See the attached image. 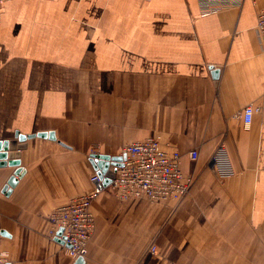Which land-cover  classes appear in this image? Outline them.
<instances>
[{
	"label": "crops",
	"instance_id": "0c3cea01",
	"mask_svg": "<svg viewBox=\"0 0 264 264\" xmlns=\"http://www.w3.org/2000/svg\"><path fill=\"white\" fill-rule=\"evenodd\" d=\"M261 10L264 0L211 15L200 0L5 4L0 142L55 135L22 143L19 167L0 169L7 264H75L50 215L91 192L93 154L122 157L148 138L180 152L196 183L180 202L122 200L107 186L85 264H264V108L249 130L236 118L263 104Z\"/></svg>",
	"mask_w": 264,
	"mask_h": 264
},
{
	"label": "built area",
	"instance_id": "2783aa9c",
	"mask_svg": "<svg viewBox=\"0 0 264 264\" xmlns=\"http://www.w3.org/2000/svg\"><path fill=\"white\" fill-rule=\"evenodd\" d=\"M13 0H0V23L5 4ZM203 15H211L226 9L240 8L244 0H200ZM256 34L264 56V10L257 15ZM263 104L251 103L240 111L236 118L244 130L251 128L254 115L262 112ZM121 166L115 170V178L109 185L122 200L145 199L151 202L177 201L186 198L196 183L195 176L182 169L183 156L178 151L169 152L163 148L159 138H148L127 145L122 152ZM188 157L195 161L196 150ZM113 170V169H112ZM91 192L70 200L57 207L50 215V236L60 239L68 255L76 260L85 259L95 229L92 204L107 188L103 178L95 172L91 177ZM62 230L61 236L58 232ZM149 253L156 256L157 246L152 244ZM7 254L0 252V264H7Z\"/></svg>",
	"mask_w": 264,
	"mask_h": 264
},
{
	"label": "water",
	"instance_id": "95a60500",
	"mask_svg": "<svg viewBox=\"0 0 264 264\" xmlns=\"http://www.w3.org/2000/svg\"><path fill=\"white\" fill-rule=\"evenodd\" d=\"M35 137H43L49 138L50 140H55L54 133H39L33 135H23L16 133V137L14 141H1L0 142V169L5 168L7 166L10 167H19L20 161L19 156L20 153L17 152L22 149V143H25L27 140L35 138ZM24 145V144H23ZM124 157H110L106 155H96L93 154L90 158V161L94 167L95 172H97L104 180L105 186H109L115 178V170L116 168L121 166V162ZM111 167L113 170H111ZM22 175V171L18 168L14 174V178H12L8 184L5 186L2 193L9 194L10 189L13 188L16 184V178ZM63 233L62 230L58 232V236H61ZM1 235H6L3 232ZM58 240L63 243L59 238ZM75 264H85L83 258L77 259Z\"/></svg>",
	"mask_w": 264,
	"mask_h": 264
}]
</instances>
